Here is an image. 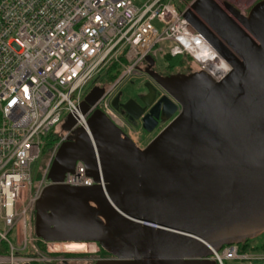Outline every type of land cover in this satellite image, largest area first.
<instances>
[{"label":"water","instance_id":"water-1","mask_svg":"<svg viewBox=\"0 0 264 264\" xmlns=\"http://www.w3.org/2000/svg\"><path fill=\"white\" fill-rule=\"evenodd\" d=\"M224 5L233 18L213 0H196L184 18L230 65L227 76L151 74L167 97L145 116L113 99L146 132L160 114H177L145 148L96 110L87 122L94 151L68 116L62 131L72 137L53 156L34 207L38 239L97 242L112 258L96 264H217L211 258L224 246L264 234V0L248 15ZM104 92L90 90L83 115ZM77 162L94 186L61 184Z\"/></svg>","mask_w":264,"mask_h":264},{"label":"built area","instance_id":"built-area-1","mask_svg":"<svg viewBox=\"0 0 264 264\" xmlns=\"http://www.w3.org/2000/svg\"><path fill=\"white\" fill-rule=\"evenodd\" d=\"M195 1L0 0V264L50 258L40 252L34 234V207L44 187L32 190L31 166L52 134L57 135L53 156L71 139V132L62 131L68 116L76 120L72 131L82 128L94 151L87 122L96 110L142 149L141 130L112 102L148 57H190L197 71L215 82L230 73V65L184 18ZM111 65L122 66L124 73L107 87L97 84ZM95 86L105 92L83 115L80 105ZM61 184L96 183L77 162ZM99 185L104 190L101 178ZM13 232L14 244L9 239ZM240 246H224L211 259L264 264V252Z\"/></svg>","mask_w":264,"mask_h":264},{"label":"flooded vegetation","instance_id":"flooded-vegetation-1","mask_svg":"<svg viewBox=\"0 0 264 264\" xmlns=\"http://www.w3.org/2000/svg\"><path fill=\"white\" fill-rule=\"evenodd\" d=\"M159 68L160 67L156 59L153 65H150L148 64L147 61H145L141 66H139L135 70L134 74L132 75L138 79V82L130 80L128 83L124 85L125 87L123 86L124 88L120 87L118 89L114 98L116 97L119 98V104L128 105L132 113L135 115L140 114L141 110H143L144 108L145 110L142 116H145L151 111L152 107L156 104L157 101H159L162 98L167 97V94L165 93V91L161 87H159L155 83V81L152 79L151 74L152 75L158 74L163 77H166L172 74H177V73L186 74L182 71L172 73L170 72V70H167L165 68L161 70ZM191 70H192V66H189L188 72H191ZM137 85L140 86L139 92H136ZM136 104L138 106H136ZM118 111L129 120V117L122 109ZM167 114H168L167 112L163 113V115L160 114L159 118H157L156 120V126L152 132H146L145 130H143L141 118L137 121L132 122L133 125H135L137 128L141 130L140 138H141V143H143L142 148H145L177 116V114H175V116H173L170 120L163 121L162 116L166 117ZM32 179H34V177ZM59 243L69 244L76 248H83V247L87 248L91 245H96L97 247H99L98 255H90L88 257L85 255H82L84 258H88V261L84 262V264H96L99 261H106L112 258L109 254H107L104 250L101 249L100 245L97 242L79 240V241L54 242V243H51V245H56ZM38 246H39L40 252L49 254L50 258L49 259L44 258L42 260H38L34 262L33 264H75V262L80 261L78 259L79 257L76 255L63 256L62 254L58 255L57 252L53 254V250L51 252L50 247H47L48 246L47 243L41 239L38 240ZM44 250L46 252H44ZM86 252L87 251H84L83 253L87 254Z\"/></svg>","mask_w":264,"mask_h":264},{"label":"rangeland","instance_id":"rangeland-1","mask_svg":"<svg viewBox=\"0 0 264 264\" xmlns=\"http://www.w3.org/2000/svg\"><path fill=\"white\" fill-rule=\"evenodd\" d=\"M146 0H142V2H145ZM215 2V4L223 11L225 12V14H227L229 17L233 16L226 10L224 3L229 4L235 8H237L241 13H243L244 15H248V13L250 12V10L252 9V7L259 1L261 0H213ZM156 26L157 23H155ZM158 28L160 29L161 27L158 26ZM161 46H166V44H163ZM157 63L159 65V69H167L170 70V72L172 73H176V72H184L186 74L188 73H193L194 71H196V66L193 65L192 70H194L193 72H188L189 70V65L187 61L185 60H175V61H170L169 59L165 58L164 54H159L156 58ZM174 64H177L175 66V68H172L171 66H173ZM120 67V75L114 80L116 81L124 72L123 67ZM109 68L104 72L103 76H101V78L98 80L97 84H103V85H109L114 83V81L109 79ZM130 80L133 81H137L138 79L135 78L134 76L130 75L129 77L126 78V82H124L121 87H123L126 83H128ZM125 87V86H124ZM123 87V88H124ZM140 91V86L137 85L136 87V92ZM141 145L143 146V143H141ZM53 146L51 147H47L44 146L41 149V153H40V157L37 160V166H36V171H35V176L33 179V183H32V190H40L41 188L45 187L46 185L49 184L48 180H47V173H48V169H49V164L51 162L52 156H53ZM3 231L2 226L0 225V232ZM9 239L12 241V243H16V235L15 232L11 233V235L9 236ZM50 251L52 252L53 250V254L54 253H58L62 254L63 256L66 255H76L79 258V262H75V264H84V262L88 261V258H84L82 255L85 256H90V255H98L99 253V247H97L96 245H91L89 247H83V248H76L74 246H71L69 244H56V245H50ZM54 247V249H53ZM251 248H261L264 249V234L260 237H258L257 239H255L253 241V243L250 244ZM102 249V248H101ZM103 250V249H102ZM84 251H87L85 253H83ZM52 254V253H51ZM50 254V255H51ZM224 264H243L239 261H225Z\"/></svg>","mask_w":264,"mask_h":264},{"label":"trees","instance_id":"trees-1","mask_svg":"<svg viewBox=\"0 0 264 264\" xmlns=\"http://www.w3.org/2000/svg\"><path fill=\"white\" fill-rule=\"evenodd\" d=\"M165 58H167V59H169L170 61H175L176 59L177 60H185V61H187L188 62V64L189 65H191L192 66V68H193V65L194 66H196L194 63H193V61H192V59L190 58V57H184V56H177V57H172L170 54H166L165 55ZM176 60V61H177ZM177 64H174L173 66H171L172 68H175V66H176ZM197 68H196V71H194V70H191V72H197ZM109 79L110 80H112V81H114L119 75H120V73H121V71H120V67H119V65H111L110 67H109ZM115 82V81H114ZM109 85H111V84H109ZM106 87L108 86V85H105ZM57 140V135H55V134H52L51 136H50V138H49V140H48V143H47V147L49 148V147H51V146H53L54 145V143H55V141ZM253 241L254 240H251V241H248L247 243H245V244H242L240 247H241V249L243 250V251H260V252H264V249H261V248H251L250 247V244L251 243H253Z\"/></svg>","mask_w":264,"mask_h":264}]
</instances>
